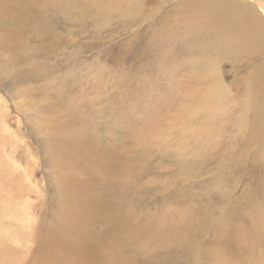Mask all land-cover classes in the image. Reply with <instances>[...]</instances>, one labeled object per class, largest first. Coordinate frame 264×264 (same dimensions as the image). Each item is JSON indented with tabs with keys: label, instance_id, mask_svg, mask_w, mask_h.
I'll list each match as a JSON object with an SVG mask.
<instances>
[{
	"label": "bare ground",
	"instance_id": "6f19581e",
	"mask_svg": "<svg viewBox=\"0 0 264 264\" xmlns=\"http://www.w3.org/2000/svg\"><path fill=\"white\" fill-rule=\"evenodd\" d=\"M163 1L169 4L175 2V6L164 11L154 28L143 27L139 30L140 36H143L144 30H150L151 35L144 45L139 40L138 46L142 55L149 54L154 59L151 65L169 68L171 79L177 81L180 89L177 101L172 100L167 108L157 112L159 114L156 117L143 120V124L132 122L138 136L136 143L142 148L139 154L137 151L130 154L128 150L123 152V149L103 145L96 138V133L92 134L91 131L75 141L68 140L65 133H60L63 135L61 139H57V136L52 138L55 140L52 141L51 149L60 153L59 160L69 170H75L78 165L81 173L90 174V185L86 186L81 181H76L72 186L64 184L62 196L67 201L63 204V214L70 215V220L58 226L44 224L29 227L26 237L37 245L31 256L27 257L24 252L0 254L1 264H211L218 261L243 264L248 261H264V217L259 214L261 199L253 193L233 198L228 190L222 189L223 186L217 183L215 192L210 193L214 194L213 204L217 205L216 209L221 214L213 211L210 221L207 206L198 204L202 198L199 196L189 198L190 206L187 208L180 206V201L147 208L154 202L157 187L150 188L139 183L138 180L143 176L136 174L133 169L139 162L151 163L145 160L150 155L151 143L161 142L172 131L194 132L200 128L217 139L223 128L220 116H229V111L221 110L219 106L229 99L230 93H221L220 84L218 88H211L207 95L201 90L206 77L203 73L205 68L199 66L202 61L193 58L197 50L203 56L213 54L216 61L229 64H246L264 54V21L249 1ZM84 5L90 6L97 15L104 14L124 21V30L148 19V14L139 5L128 3V0H116L114 4L108 0H0V59L21 56L22 67L26 64L23 69L21 66L7 65L6 72L8 77H13L12 83L15 86L29 80V77L39 79L38 76L47 75L44 62L40 64L42 59L38 61L35 58L43 56V53H54L52 44L45 45V37L49 33L43 26L44 22H48L44 21L45 14L60 8L72 10ZM157 6L163 9V4ZM113 7V11L108 13ZM137 11L141 16L132 19L131 16ZM175 14L178 19L188 16L191 19L173 29L161 25L170 21ZM134 28L136 31L137 27ZM226 35L229 37L225 38ZM188 53L192 56L190 60L185 56ZM209 68L214 77L217 70L212 62ZM183 70H186L187 76L181 75ZM251 70L246 78L250 97L247 103L254 95L259 96L253 106L246 107L247 113H237L234 122L244 129L247 126L254 131L256 135L250 139L253 142L260 137L257 133L264 131V60ZM192 81H197L195 90L190 86ZM141 87L134 92L141 93ZM25 91L24 88L20 92L24 94ZM154 91L155 80L151 82L149 95ZM193 94L200 96L196 106L189 105ZM204 99L207 100L205 105ZM181 103H187L185 109L180 106ZM193 108H197L203 117L197 126H190ZM181 120L184 125L178 123ZM246 120L250 121L245 124ZM164 122L168 126L160 128ZM35 128L40 132L46 130L47 126L40 124ZM50 133L56 135L57 131ZM67 149L66 154L61 152ZM106 156L113 159L114 163L105 159ZM262 157V151H255L256 161L250 159L251 164L256 166ZM214 159L224 161L221 156ZM92 164L94 167H90ZM177 176L183 182L187 180ZM151 181L157 182L159 178H152ZM160 188L165 196L167 187ZM182 196L178 195L174 199H186ZM188 196H191L189 192ZM147 197L151 199L145 202ZM248 197L257 198L258 202L248 201ZM8 199H13V196L9 195L2 207L9 205ZM241 203H247L243 210H239ZM6 215L16 217L15 212L11 211ZM80 225H84V228L78 233L76 228ZM211 225L216 226V229L211 230ZM208 234L210 236L207 238L210 239L203 242ZM239 252L243 254L241 258L236 255Z\"/></svg>",
	"mask_w": 264,
	"mask_h": 264
},
{
	"label": "rangeland",
	"instance_id": "374dc122",
	"mask_svg": "<svg viewBox=\"0 0 264 264\" xmlns=\"http://www.w3.org/2000/svg\"><path fill=\"white\" fill-rule=\"evenodd\" d=\"M108 1L110 4L116 3V0ZM242 1L252 3L264 21V0ZM128 3L139 5L148 14V19L126 30L123 29L124 21L104 14L97 15L90 6L47 12L44 21L48 22L43 24L49 32L45 37V45L52 44L54 53H43V56L35 57L38 61L42 59L40 64L44 62L46 76H38L39 79L29 77V80L21 81L23 85L15 86L12 83L13 77H8L6 72L7 65L21 66L23 69L26 64L22 67L21 56L0 59V254L24 252L30 257L37 245L26 237L29 227L44 224L58 226L70 220V215L63 214V204L67 201L62 196L63 185L72 186L76 181L90 185V174L81 173L78 165L75 170H69L59 160L60 153L51 149L55 140L52 138L57 136V139H61L63 135L60 133H65L68 140L75 141L91 131L92 134L96 133V138L103 145L123 149V152L128 150L130 154L137 151L139 154L142 148L137 144L138 136L132 122L143 124V120L156 117L159 114L157 112L167 108L172 100L177 101L180 89L177 81L171 79L169 68L151 65L154 59L149 54L142 55L138 46L139 40L144 45L151 35L150 30H144L143 36H140L139 30L143 27L154 28L157 19L164 11L172 9L175 2L128 0ZM157 4H163V9ZM114 8L108 10V13ZM139 16L141 13L137 11L131 18ZM189 19L191 16L178 19L175 14L170 21L161 25L173 29ZM134 27H137L136 31ZM185 56L188 60L192 58L191 53ZM214 57L213 54L203 56L197 50L193 58L202 61L199 66L205 68L203 73L206 79L201 84L204 95L211 88H218V84L221 93H230L229 99L219 106L221 110L229 111V116H220L223 128L217 139L202 128L194 132L172 131L161 142L151 143L150 155L145 157L151 163L139 162L133 171L143 176L138 180L139 183L150 188L157 187L154 202L147 208L165 202L175 204L178 201L180 206L187 208L190 206L189 198L199 196L202 198L198 204L207 206L210 221L213 211H218L217 205L213 204L215 196L212 194L218 183L233 198L243 197L244 193L249 192L255 194L261 199V213L256 211L264 217V131L257 133L260 137L252 142L251 136L256 135L254 131L247 126L244 129L234 122L237 113L246 112L247 106L251 107L257 102L259 94L247 103L250 97L246 78L252 72L251 69L264 60V54L246 64H229L216 61ZM210 62L217 70L214 77L209 68ZM181 75L187 76L186 70ZM153 79L155 91L149 95ZM196 85L197 81L190 83L193 90ZM140 86L141 93L134 92ZM24 88L26 91L23 94L20 91ZM37 92L40 95H36ZM196 102H200V96L193 94L189 105L196 106ZM206 103L204 99L203 104ZM186 104L181 103L180 106L185 109ZM192 110L194 113L190 126H197L203 117L197 108ZM249 121L246 120L245 124ZM39 123L47 126L46 130L37 132L35 127ZM178 123L184 125L182 120ZM160 125L163 128L168 123ZM54 130L57 131L56 135L50 133ZM67 151L61 152L66 154ZM255 151H262L263 157L253 166L250 159H254ZM205 156L208 159L203 160ZM220 156L224 157V161L214 159ZM105 159L114 163L110 157L106 156ZM90 167H94V164ZM177 175L187 180L183 182ZM152 178H159V181L152 182ZM160 186L167 187L165 196ZM188 192L191 196L187 197ZM9 195L13 199H8L9 205L2 207ZM178 195L186 199L175 200ZM150 199L147 197L145 202ZM250 200L258 202L257 198L248 197ZM246 205L241 203L239 210H243ZM10 211L15 212L16 217L6 215ZM211 227V230L216 229V226ZM82 228L84 225L77 226V232H82ZM209 236H205L203 242L208 241ZM236 255L241 258L243 254L239 252ZM211 264L231 263L218 261ZM243 264H264V261H248Z\"/></svg>",
	"mask_w": 264,
	"mask_h": 264
}]
</instances>
